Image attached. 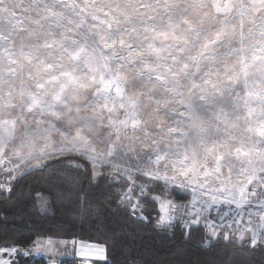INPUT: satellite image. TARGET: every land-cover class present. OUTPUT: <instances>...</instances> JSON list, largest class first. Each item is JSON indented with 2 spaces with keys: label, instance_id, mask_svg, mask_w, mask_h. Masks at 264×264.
I'll use <instances>...</instances> for the list:
<instances>
[{
  "label": "snow or ice",
  "instance_id": "obj_1",
  "mask_svg": "<svg viewBox=\"0 0 264 264\" xmlns=\"http://www.w3.org/2000/svg\"><path fill=\"white\" fill-rule=\"evenodd\" d=\"M37 173L70 211L0 264H153V233L264 264V0H0V198Z\"/></svg>",
  "mask_w": 264,
  "mask_h": 264
},
{
  "label": "trees",
  "instance_id": "obj_2",
  "mask_svg": "<svg viewBox=\"0 0 264 264\" xmlns=\"http://www.w3.org/2000/svg\"><path fill=\"white\" fill-rule=\"evenodd\" d=\"M45 187L39 173L25 177L20 182L16 194L11 200L0 198V239L5 234V228L10 235L16 231V226L23 225L25 229L33 226H42L45 230H55L61 227L63 219L67 216L70 208L59 205L52 207L47 212L37 215L39 204L34 203L38 192H44ZM7 213V223L3 222L2 214ZM86 242L103 244L104 239L96 231H90L84 226V231L79 234ZM140 243L139 241L137 242ZM200 241H186L181 239L179 233L171 234H148L143 237L139 251L153 264H172L173 261H190V264H203L205 253L198 247ZM117 256L120 249L115 250ZM30 259V258H29ZM24 264V260H21ZM63 264H74V261L64 260ZM93 264H105V261H95Z\"/></svg>",
  "mask_w": 264,
  "mask_h": 264
},
{
  "label": "rangeland",
  "instance_id": "obj_3",
  "mask_svg": "<svg viewBox=\"0 0 264 264\" xmlns=\"http://www.w3.org/2000/svg\"><path fill=\"white\" fill-rule=\"evenodd\" d=\"M88 243H91V242H88ZM57 259L61 261H64V260L74 261V264H93L95 261H103V260L97 259L94 256H90V257L78 256L75 254V251L73 250L71 245L68 246L67 252L57 257Z\"/></svg>",
  "mask_w": 264,
  "mask_h": 264
}]
</instances>
